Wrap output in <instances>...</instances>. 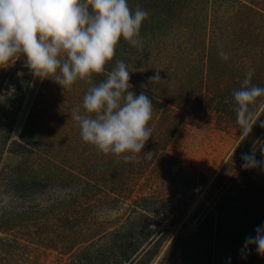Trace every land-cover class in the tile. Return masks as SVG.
<instances>
[{
  "label": "trees",
  "instance_id": "16d2710c",
  "mask_svg": "<svg viewBox=\"0 0 264 264\" xmlns=\"http://www.w3.org/2000/svg\"><path fill=\"white\" fill-rule=\"evenodd\" d=\"M127 5L148 12L140 45L119 40L104 72L78 79L67 91L51 77L43 79L10 144L33 76L15 57L0 68L5 96L0 151L16 160L9 171L0 170V198L27 204L30 194L48 188L53 223L67 231L50 244L68 255L65 264H152L179 225L156 264H264L253 246L240 251L264 222V170L241 169L243 153L264 159V97L248 108L250 131L236 123L232 103V92L250 67L251 83L264 86V0H127ZM221 49L227 60L218 55ZM116 60L130 72V91H143L153 103L151 137L127 162L82 142L71 118L73 110L83 112L84 93ZM156 71L161 80L148 81ZM187 117L244 132L211 181L169 151ZM26 209L14 210L18 224L8 219L13 225L0 226V232L28 231ZM6 218L0 211V220ZM14 244L0 236V264H12Z\"/></svg>",
  "mask_w": 264,
  "mask_h": 264
},
{
  "label": "clouds",
  "instance_id": "9594fccd",
  "mask_svg": "<svg viewBox=\"0 0 264 264\" xmlns=\"http://www.w3.org/2000/svg\"><path fill=\"white\" fill-rule=\"evenodd\" d=\"M147 17L140 7L130 10L127 0H0V68L23 56V66L33 77H51L67 91L78 79L91 80L92 74L104 72L119 40L139 46L140 26ZM218 55L228 59L222 49ZM253 71L250 67L232 92L236 123L246 131L249 106L264 97V86L251 83ZM129 73L125 63L116 60L105 78L84 93L83 112L71 113L82 142L125 162L141 153L151 137L148 122L153 111L148 95L130 91ZM158 73L148 81H160ZM241 161L242 170H264V159L257 161L254 154L243 153ZM254 232L240 251L253 246L258 256H264V222Z\"/></svg>",
  "mask_w": 264,
  "mask_h": 264
},
{
  "label": "rangeland",
  "instance_id": "374dc122",
  "mask_svg": "<svg viewBox=\"0 0 264 264\" xmlns=\"http://www.w3.org/2000/svg\"><path fill=\"white\" fill-rule=\"evenodd\" d=\"M15 61L18 66H23L24 64L23 56ZM41 82L42 80L39 78H32L21 110L9 134L8 144L18 139L23 122L40 88ZM243 134L242 130L226 131L212 124H205L192 117H187L173 138L169 151L179 160L196 167L211 181L222 171ZM2 143L3 136L0 132V149ZM8 144L6 149L9 148ZM15 164L16 160L7 150L3 153L0 151V170L9 171V168L14 167ZM50 197V192L47 188L42 191L38 190L36 194H30L27 198V204H12L6 198H0V211H4L8 215V218L0 220V226L13 225L8 223V219L13 220L14 225L18 224L16 222L19 220L18 212L14 210L25 207H27L26 211L29 215L24 219L29 218V223H31L28 231L25 228L16 227L17 229H6V233L0 232L1 237L13 240L15 243V247L10 251L12 264H65L67 262L68 255L60 254V248L55 250L50 244L52 240H55L56 235H62L63 232H67L56 227L53 223V213H51L49 205ZM86 214H89V212H86ZM32 218L36 220L34 224ZM179 230L180 225L173 229L169 236L170 238L166 241L163 249L152 264L157 263L171 239Z\"/></svg>",
  "mask_w": 264,
  "mask_h": 264
}]
</instances>
